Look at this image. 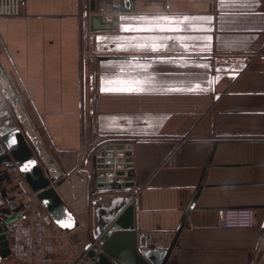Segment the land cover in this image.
Here are the masks:
<instances>
[{
	"label": "crops",
	"instance_id": "crops-1",
	"mask_svg": "<svg viewBox=\"0 0 264 264\" xmlns=\"http://www.w3.org/2000/svg\"><path fill=\"white\" fill-rule=\"evenodd\" d=\"M96 1L100 9L103 0ZM121 1L126 10L115 29L104 31H89L82 0H25L20 15L0 16V62L33 129L67 171L104 140L131 141L124 154L132 158L136 227L164 239L179 224L217 140L212 163L220 166L206 176L212 186L189 212L167 264H256L260 229L219 228L217 213L252 208L260 223L264 214V0L225 9L218 0ZM158 15L213 17L211 32L193 21L191 31L164 34L183 39L160 55L184 59L149 69L159 84L184 91H101L121 69L133 71L127 61L141 55L117 51L114 38L154 35L122 27ZM205 36L212 37L209 48L194 49ZM4 150L1 143L0 155ZM7 169L0 164V173ZM18 191L0 188L2 211Z\"/></svg>",
	"mask_w": 264,
	"mask_h": 264
},
{
	"label": "water",
	"instance_id": "water-1",
	"mask_svg": "<svg viewBox=\"0 0 264 264\" xmlns=\"http://www.w3.org/2000/svg\"><path fill=\"white\" fill-rule=\"evenodd\" d=\"M112 3L119 6L120 12L126 10L121 0ZM98 5L96 0H90L89 5L87 0H82V15L88 22L89 31L115 29L117 16L110 22L103 21ZM5 101L12 106L16 120ZM0 140L7 151L0 155V164H5L8 169L12 163L18 166L28 189L59 227L76 229L82 217L84 227L71 234L68 241L92 264H167L189 212L200 208L196 202L202 190L212 186L206 182L209 169L220 166L212 163L217 140H211L200 178L183 216L173 233L164 239L161 235L138 231L136 227L135 193L130 190L133 177L128 175V170L133 167L132 158L124 154L132 146L131 141L104 140L84 154L81 167L67 171L58 166L33 129L1 62ZM26 165L27 171L24 170ZM113 183L119 188H113ZM21 192L19 190L17 194ZM14 197L8 199L3 211L0 209V258L9 254L6 233L10 223L25 216L16 206ZM2 203L0 194V205ZM259 229L261 239L258 244L262 254L256 264H264V214Z\"/></svg>",
	"mask_w": 264,
	"mask_h": 264
},
{
	"label": "built area",
	"instance_id": "built-area-1",
	"mask_svg": "<svg viewBox=\"0 0 264 264\" xmlns=\"http://www.w3.org/2000/svg\"><path fill=\"white\" fill-rule=\"evenodd\" d=\"M24 2L25 0H0V16L20 15L23 11ZM119 12V6L113 5L112 2L103 0L100 4L99 13L103 21H112ZM5 151L6 149L2 154L7 153ZM5 185H11L22 191L15 195V200L20 204L25 216H19L10 223L6 233L9 254L0 258V264H52L56 260V253L65 255L66 257L62 261L69 264H92L90 259L81 257L68 241L74 229L65 230L52 220L35 194L28 189L18 166L14 163L11 164L10 169L0 173V188ZM79 221L83 222L84 225L82 217ZM217 226L224 229L259 228L260 222L256 216V211L252 208H223L218 210ZM23 229L28 230L30 244L26 243L22 236L17 238ZM18 248L22 251L18 252Z\"/></svg>",
	"mask_w": 264,
	"mask_h": 264
},
{
	"label": "snow or ice",
	"instance_id": "snow-or-ice-1",
	"mask_svg": "<svg viewBox=\"0 0 264 264\" xmlns=\"http://www.w3.org/2000/svg\"><path fill=\"white\" fill-rule=\"evenodd\" d=\"M257 0H218L219 7L222 9L233 7H252ZM142 23H129L123 26L121 31L126 33H153L149 36H128L121 40L120 37L114 38L116 40V50L123 52L140 53L139 57L132 56L127 61L133 71L125 72L123 69L115 75L114 79L106 81L105 87L101 91L109 93H126V94H143L156 91L164 92H183V88H176L173 86H165L159 84L154 73L149 69L157 63L175 64L184 59V56H168L164 57L161 53L173 51L172 45L177 44L183 39L178 35H164L175 34L181 32L191 31V24L193 21H198L200 24L199 31L211 32L213 17L211 15L176 18L168 15H158L151 19L145 20L140 18ZM200 40L199 44H193L194 49H208L211 36H205ZM171 42V44L169 43ZM184 53H187V44L183 45ZM190 58V57H189ZM143 61V63H141ZM115 85V86H111ZM28 170L27 165L24 168ZM70 227L73 225H62Z\"/></svg>",
	"mask_w": 264,
	"mask_h": 264
},
{
	"label": "rangeland",
	"instance_id": "rangeland-1",
	"mask_svg": "<svg viewBox=\"0 0 264 264\" xmlns=\"http://www.w3.org/2000/svg\"><path fill=\"white\" fill-rule=\"evenodd\" d=\"M14 85V84H13ZM17 90V89H16ZM17 93H18V97H19V99L21 100V98H20V95H19V92L17 91ZM6 102V105L8 106V108H9V110H10V112L12 113V116L14 117V114H13V112H12V106L9 104V102L8 101H5ZM14 119L16 120V118L14 117ZM20 126V125H19ZM0 144H1V140H0ZM55 256H57V258L58 259H60V261L63 259V257H64V255L63 254H61V253H56L55 254ZM63 256V257H62ZM56 264V263H59L58 261H56V262H53V264Z\"/></svg>",
	"mask_w": 264,
	"mask_h": 264
},
{
	"label": "clouds",
	"instance_id": "clouds-1",
	"mask_svg": "<svg viewBox=\"0 0 264 264\" xmlns=\"http://www.w3.org/2000/svg\"><path fill=\"white\" fill-rule=\"evenodd\" d=\"M21 236L25 238V242L26 243H29L30 244L31 241H30V237H29V234H28V230L27 229L21 230L20 233L18 234V237L17 238L19 239ZM17 251L18 252L19 251H22V249L18 248Z\"/></svg>",
	"mask_w": 264,
	"mask_h": 264
}]
</instances>
